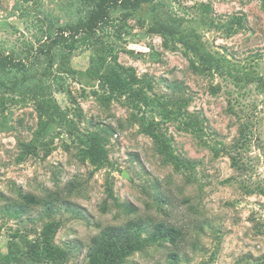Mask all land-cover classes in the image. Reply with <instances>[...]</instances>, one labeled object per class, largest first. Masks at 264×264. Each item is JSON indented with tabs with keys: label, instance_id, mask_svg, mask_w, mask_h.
<instances>
[{
	"label": "rangeland",
	"instance_id": "1",
	"mask_svg": "<svg viewBox=\"0 0 264 264\" xmlns=\"http://www.w3.org/2000/svg\"><path fill=\"white\" fill-rule=\"evenodd\" d=\"M67 1L0 0V50L25 59L72 121L71 131L53 123L40 141L36 101L21 90L0 113V251L19 253L55 220L54 241L68 252L64 264H88L91 239L103 227L142 217L172 224L184 237L177 245L163 239L149 244L121 264H264V257L257 259L264 254V93L255 83L238 87L197 71L191 53L163 34L167 25L177 33L194 30L235 69L264 77V0H151L131 13L113 11L102 40L172 111L163 118L160 107L139 110L89 78L92 49L78 44L69 52L46 38L49 27L80 18L64 9ZM234 15L242 26L228 33L225 24ZM49 45L54 58L45 50ZM143 114L186 166L163 161L142 131ZM195 120L199 132L185 123ZM243 125L245 146L237 144ZM102 126L110 129L109 163L94 171L78 138ZM108 175L121 205L107 198ZM21 194L51 200L52 210L26 204Z\"/></svg>",
	"mask_w": 264,
	"mask_h": 264
},
{
	"label": "trees",
	"instance_id": "2",
	"mask_svg": "<svg viewBox=\"0 0 264 264\" xmlns=\"http://www.w3.org/2000/svg\"><path fill=\"white\" fill-rule=\"evenodd\" d=\"M149 1L151 0H68L64 9L67 12L73 10L71 15L80 12V18L76 21H67L57 27L58 30L49 27L45 31V36L52 45H64L69 49V52L78 44L92 49L90 63L85 71L89 78L103 81V86H107L114 98L125 97L133 107L139 110L150 108L153 111L155 107H160L159 112L163 118L169 117L172 111H169L159 98L149 95L145 86L147 80L139 78L133 67H126L119 63L112 44L102 40L104 31L112 22V13L115 9L121 7L127 13H131ZM204 8L209 10V4L204 5ZM239 26H242L241 17L235 15L225 24L228 33L235 32ZM163 34L166 38L171 37L174 42L183 45L186 51L191 53L192 64L197 71L230 78L238 87H242L243 83L247 85L255 83L256 87L264 93V77L255 71L235 69L226 56H219L208 50L196 31L177 33L172 26L167 25L163 29ZM52 45L47 46L45 50L51 54V58H54V54L51 52ZM53 64L52 60L51 66ZM8 74H11L12 77L5 79V75ZM147 86L151 90L150 82ZM17 90L26 91L36 101L39 116L37 134L38 138H41L40 141L53 123L64 125L67 130L71 131L72 121L68 118L67 111L53 97L51 85L40 81L37 78V73L32 71L31 65L25 59L17 57L11 52L6 53L0 50V113L7 109L9 103L18 101V98L16 99L13 95ZM139 121L142 131L153 138L156 149L162 155L165 163H172L177 169L186 166L183 159L174 155L168 140L156 130L155 125L147 122L144 114L139 117ZM153 122L157 121L153 120ZM185 123L188 128H192V131L202 130L197 120L185 121ZM109 133L110 129L107 126L80 132L78 139L81 145V156L94 166V171L109 163L106 148L108 141L106 135ZM239 135L237 144L245 146L248 141L246 125L239 129ZM212 148L216 154L220 153L216 146H212ZM225 150L231 154L229 148ZM232 158L234 165L239 166L238 158L235 156ZM105 190L108 199L111 198L116 205H121L115 195L110 175L106 180ZM21 197L26 204L44 205L45 210H52L49 199H39L33 194H21ZM101 208L106 212L107 200ZM126 208L127 211H135V207L132 205H126ZM16 212L20 213L17 209ZM57 228L58 221H48L43 225L38 237L35 240H27L19 253L15 249H11L7 254L0 251V264H64L68 252L54 241ZM183 237L182 229L165 222H154L149 218L138 217L129 219L123 224L107 225L91 239L88 264H121L128 256L143 250L149 244L163 239L177 245ZM263 257L264 254L257 259ZM171 258L175 261L177 254L171 253Z\"/></svg>",
	"mask_w": 264,
	"mask_h": 264
}]
</instances>
